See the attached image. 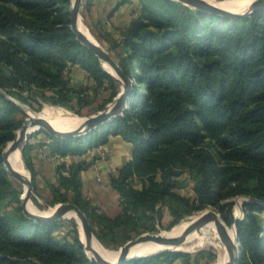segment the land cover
<instances>
[{
	"label": "trees",
	"instance_id": "1",
	"mask_svg": "<svg viewBox=\"0 0 264 264\" xmlns=\"http://www.w3.org/2000/svg\"><path fill=\"white\" fill-rule=\"evenodd\" d=\"M140 3L112 46L120 49L118 64L132 82L129 109L103 125L100 137L97 130L91 134L94 147L108 144L110 135L133 144L132 159L110 177L121 212L106 215L84 196L81 174L93 165L85 160L58 166L53 203L69 202L65 192H72L73 204L87 215L97 238L119 247L155 233L165 206L175 225L220 206V200L248 197L244 219L223 213V220L237 225L241 264H264V219L259 218L264 214V10L235 19L174 0ZM71 8L72 0H0V264H98L78 230L71 241L59 240L57 223H39L25 214L23 192L4 165L5 150L24 124L14 100L28 104L19 92L22 84L52 90L54 105L81 104L80 91L65 79L77 65L96 89L111 84L102 110L119 95V82L72 30ZM88 143L86 136L55 137L52 152L80 156ZM33 148L27 145L23 154L36 189ZM185 172L194 181L193 198L178 192ZM6 203L14 206L4 209ZM184 258L165 252L126 264Z\"/></svg>",
	"mask_w": 264,
	"mask_h": 264
},
{
	"label": "rangeland",
	"instance_id": "2",
	"mask_svg": "<svg viewBox=\"0 0 264 264\" xmlns=\"http://www.w3.org/2000/svg\"><path fill=\"white\" fill-rule=\"evenodd\" d=\"M117 1L119 0H93V2L91 0H84L83 7L81 10V21L87 28V30L92 34V36H94L95 41L99 45L103 46L104 49H106L114 58V60L118 63L117 54L120 52V49L113 50L112 46L114 45V42L116 40H114L112 36H115V34L117 35L118 30L116 29L118 27L116 26H121L124 21V17L127 15L122 14L115 16L114 7L116 6ZM220 12L231 15L235 14L227 13L224 11ZM102 18L105 20L104 23L102 22ZM107 30L109 32H106ZM105 64L107 63L104 62L103 66ZM114 78L119 82L120 95V93L125 87V83L123 82V80L117 77ZM65 79L68 81V84L71 88L76 91H80V97L83 99L81 104H79V102L75 100L73 102L72 107L54 105L49 100V97L54 95V92L52 90H39L35 86H33L30 90L26 85L22 84V88L19 89V92L27 98L28 104H25L18 99L14 100L24 112V114L20 115V117L24 120V123L28 119L33 118L31 115L32 113L45 115L50 114L51 116H55L58 121L66 124L74 123L77 121L83 122L84 119L105 111L115 102L116 98L119 96L118 95L111 103L107 104L106 108L102 110V107L106 104V101L110 98L113 92L111 84H106L105 86L96 89V84L89 77L88 73L82 70L77 65L70 66V68L65 73ZM102 126L103 125L99 126V128L94 129L98 131L99 137L102 134ZM18 132L19 130L17 131V133ZM92 132L86 135L89 140V143L84 154L80 156L67 157L66 164L71 165L73 163L80 162L83 160L93 162V165L89 168V170L84 171L83 174L85 180V184L83 186V194L88 200H90L92 205L99 208L100 212L109 216H115L117 213L121 212V205L118 193L110 188V177L125 164V159L127 158V156H125L124 154L123 156L116 155L118 153V147H115L114 145H101L98 147H94L93 145L96 144V140L92 137ZM105 133H107V131ZM54 138L55 137H52L45 130L37 131L31 134L29 139L23 142L20 147L23 165L28 171L29 177L31 178L33 183L32 174L27 168L23 151L24 148L27 147V145L34 146L31 151V154L29 153V156L31 155L30 157L32 159V163L33 165H35V181L37 188L34 189V194L31 197L29 205H32L35 209H37L40 214L42 213V215L45 216H50L48 213L53 210L55 211L58 205L61 204L53 203L55 194L51 189V183L55 181V178H57V174L59 172L58 166L60 165V161L53 154V152L55 151L52 146V144L54 143ZM9 146L10 143L8 144L6 150ZM44 149H46V152L43 151ZM121 150V153H126V151H128L127 148ZM96 175H99L97 180H95ZM180 179L181 181H183L184 187L179 189L178 192L184 196L193 198L195 195L193 192L194 181L190 177L189 173L185 172ZM12 180L15 185L22 190L23 196L25 194L23 184L19 183L13 178ZM65 194L67 195L69 202L62 204L73 203L74 195L72 194V192H65ZM247 201H249V199L244 196L220 200V206L207 208L204 213L215 212L220 215L222 220L223 213H230V215L235 219L237 217H239L240 219H244L246 215L245 202ZM227 204H232L231 209H229ZM13 206L14 205H7L6 203L4 204L3 208L11 209ZM200 215L201 213H195L192 216L183 218L178 224L172 225L174 217L172 216L169 207L165 206L162 224L158 226L157 231L155 233L157 234L163 232H171L177 227L189 225ZM263 215V213L259 214V218L261 220L264 219ZM54 223H57V227L54 230V236L57 239H67L71 241L75 235L76 230L79 231L81 237L82 228L80 226V223L76 219L61 218ZM234 225L235 224L228 226L230 228H233ZM92 226L94 227L96 232L99 231L98 226H96L94 223H92ZM94 236L108 252L115 254L120 253V251H122L121 249L124 245H121L119 247L109 245L107 246L97 238L95 233ZM224 247L225 246L220 236L218 237L214 235H207L191 240L188 239L185 244L177 248L168 249L162 247L160 249H157L156 251L154 250V252L152 251L147 254L145 253L142 257L144 258L154 256L165 252H174L186 254L187 258L176 260L173 263L165 262L164 259H161L155 264H218L220 261V257L224 254ZM90 257L93 258L91 255ZM110 260L115 261L114 258Z\"/></svg>",
	"mask_w": 264,
	"mask_h": 264
},
{
	"label": "water",
	"instance_id": "3",
	"mask_svg": "<svg viewBox=\"0 0 264 264\" xmlns=\"http://www.w3.org/2000/svg\"><path fill=\"white\" fill-rule=\"evenodd\" d=\"M186 5L192 6L198 10L207 11L210 13H216L223 15L229 18H242V17H251L253 15H257L264 10V0H251L250 5L254 6L255 9L248 13L243 14H225L220 11H216L212 8L218 6L219 3H223L226 1H234V0H174ZM84 0H73L72 8H71V28L77 35L78 40L88 47L91 51H93L102 61L103 63H107L112 71L108 70L105 66L104 68L109 72L112 76L117 77L125 83V87L120 93V95L116 98L115 102L108 107L105 111L94 115L92 117L84 119L83 123L77 127L76 129L68 132L56 130L50 123L43 119H28L19 132L17 133L16 139L10 143V146L4 153V165L6 170L10 173L11 177L18 181L19 183L27 185V191L22 196V207L24 209L25 214L36 220L39 223H52L56 222L61 218H68V213L70 211L76 212L80 220L82 221L83 228L85 231L86 243L82 240V243L85 245V250L88 254L91 253L92 257L98 264H126L131 261L141 259L142 256L135 257L132 254V249L142 243H154L156 245L162 246L164 248H177L182 246L188 240V237L192 235L194 232L200 231L203 229L208 223L214 221L219 232V236L225 246L226 250V260L224 264H241V256H242V246L239 240V230L237 225L235 224L232 229L235 230L236 233V243L232 240L230 234V227L221 219L220 215L215 212H205L198 216L191 224L183 231V233L178 238H170L163 236L161 233H148L143 234L136 239H133L126 243L121 249V255L116 262L112 260H108L103 255L99 253L96 249L92 247V240L96 238L91 228V223L87 215L75 204H60L58 205L56 211L50 216H44L41 214H37L31 212L29 210V203L31 201V197L34 194V185L30 177L26 178L21 176L13 166V163L10 161L11 155L15 153L17 150L21 152V144L29 139L31 134L37 131L45 130L52 137H57L59 139H67L73 137L86 136L91 133L94 129L99 128L101 125H105L107 123L113 122L118 116L122 115L126 110L129 109L130 99H131V88L132 82L124 75L119 64L114 60L111 54L104 49L103 46L99 45L97 42H92L89 40L88 36L81 30V10L83 7ZM251 200V198L246 197ZM240 218L237 217L236 220ZM237 254V255H236Z\"/></svg>",
	"mask_w": 264,
	"mask_h": 264
},
{
	"label": "bare ground",
	"instance_id": "4",
	"mask_svg": "<svg viewBox=\"0 0 264 264\" xmlns=\"http://www.w3.org/2000/svg\"><path fill=\"white\" fill-rule=\"evenodd\" d=\"M250 1L251 0L226 1V2H223V3H219L217 7L212 8V9H214L216 11H224V12H227V13H235V14L248 13V12L253 11L255 9L254 6L250 5ZM81 30L88 36L89 40H91L92 42L96 43L94 36H92V34L87 30V28L84 26V24L82 22H81ZM104 66L108 70L112 71L108 64H105ZM31 115L35 119L46 120L56 130L64 131V132H68V131H72V130L76 129L82 122V121L81 122L77 121V122H74V123L66 124V123H62V122L58 121L55 116H51L50 114L49 115H47V114L45 115V114L32 113ZM10 161L13 163V166L15 167V170L21 176L26 177V178L29 177V173H28V171L25 169V167L23 165L21 152L19 150H17L15 153H13V155H11ZM23 186H24L25 193H26L27 185L23 184ZM29 210L31 212H34V213H39L37 211V209H35L32 205H29ZM55 211L53 210V211L49 212L48 214L52 215ZM41 215H42V213H41ZM67 216H68V218L76 219L80 223V226L82 228V230H81V238H82V241L84 243H86V237H85V231H84V228H83V224H82V221L80 220V218L78 217L77 213L76 212H69ZM189 225H183L181 227H177L176 229L172 230L171 232H163L161 234L163 236L170 237V238H178ZM230 234H231L232 240L236 243L235 230L231 228L230 229ZM207 235L208 236L209 235H214V236H218L219 237V232L217 230V227H216V224H215L214 221L208 223L200 231L194 232L192 235H190L188 237V239L191 240V239H194V238H200V237H204V236H207ZM91 244H92V247L94 249L99 251V253L101 255H103L105 258H107L108 260L114 258V260H115L114 262H116L118 260V258L120 257V255H121V251H120V253H115V254H112V253L108 252L101 245V243H99V241L96 238H94L92 240ZM160 248H162V246L156 245L154 243H142V244L136 245L132 249L131 252H132L133 255H135V257H138V256H143L145 253L147 254V253H150L152 251L154 252V250L156 251L157 249H160ZM224 250H225V247H224ZM90 255H91V253H90ZM225 260H226V250L224 251V254L220 257V261H219L218 264H224Z\"/></svg>",
	"mask_w": 264,
	"mask_h": 264
},
{
	"label": "crops",
	"instance_id": "5",
	"mask_svg": "<svg viewBox=\"0 0 264 264\" xmlns=\"http://www.w3.org/2000/svg\"><path fill=\"white\" fill-rule=\"evenodd\" d=\"M93 2V0H91ZM104 6V5H103ZM141 6V3H140V0H127L125 3H122V0H119L117 1L116 3V6L114 7L115 8V16L117 15H122V14H126L127 16L124 17V21L122 23V25L120 26H116L118 27L116 30L117 31V35L115 34V36L113 35L112 38H114V40L116 41H120L121 40V35H120V32L125 30L131 23L132 19H133V15L134 13L140 8ZM115 18V17H114ZM113 18V20H114ZM103 19V18H102ZM101 19V20H102ZM102 22L104 23L105 20L103 19ZM102 23V24H103ZM106 32H109L108 30ZM107 146H115V147H118V153L116 155L118 156H123V154L125 156H127V158L125 159V163L130 161L132 159V150H133V144L132 143H129L127 141H125L123 138H121L120 136H110L109 137V142L108 144H106ZM105 145V146H106ZM45 148V147H44ZM128 151H126V153H121L122 150L121 149H126ZM46 149H44L43 151H45ZM46 152V151H45ZM55 157L60 161V165L62 163H66L67 162V157L66 158H63V157H60L59 155H55ZM122 158V157H121ZM57 160V161H58ZM58 161V162H59ZM34 162V161H33ZM62 162V163H61ZM59 165V166H60ZM35 166V165H34ZM89 170V169H88ZM111 171V169H110ZM84 172H82L81 174V177H82V180H83V183L85 184V180H84V176H83ZM98 176L99 175H96L95 177V180L98 179ZM51 185H57V178H55V181L51 183ZM110 188L112 190H114L111 186V182H110ZM115 191V190H114ZM117 192V191H116ZM119 195V194H118ZM120 198V196H119ZM120 213V212H119ZM119 213H117L116 215H118ZM115 215V216H116ZM113 217V216H111Z\"/></svg>",
	"mask_w": 264,
	"mask_h": 264
}]
</instances>
